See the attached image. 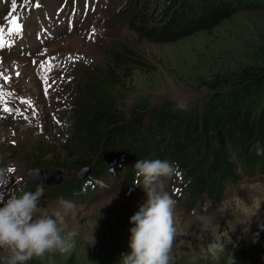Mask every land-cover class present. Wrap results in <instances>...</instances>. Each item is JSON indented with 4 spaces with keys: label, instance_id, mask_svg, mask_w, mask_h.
<instances>
[{
    "label": "rangeland",
    "instance_id": "obj_1",
    "mask_svg": "<svg viewBox=\"0 0 264 264\" xmlns=\"http://www.w3.org/2000/svg\"><path fill=\"white\" fill-rule=\"evenodd\" d=\"M128 1L0 0V169L8 179L0 186V199L21 190L35 191L25 177L36 163L33 143L41 140L42 147L61 157L63 126L78 114L91 77L113 66L111 50L120 44L132 51L130 65L120 66L126 81L118 90L122 97L117 105L124 115L141 100L148 107L167 101L174 108L199 110L212 89L227 91L249 75H256L253 82L259 89L248 98L264 96V6L235 9L209 29L158 42L137 34L118 17ZM167 2L133 0V5L147 14L148 25L157 21ZM13 19L19 31L13 30ZM8 102L12 111L5 112ZM234 161L239 179L214 204L178 194L175 175L160 178L176 200L177 235L171 255L177 264H193V256L195 264H264V172L256 168L243 173L235 153ZM51 166L55 167H35ZM57 167L61 181L75 178L79 168ZM121 167L108 172L104 185L94 186L89 195L61 196L74 203L62 233H75L72 247L66 253L33 258L32 264H98L92 243L103 217L120 202L131 205V217L146 198L143 187L129 191ZM58 198L43 192L39 206L54 208ZM130 217L109 264H120L121 256L130 251ZM216 240L224 244L219 259L201 258V250ZM4 254L0 249V256Z\"/></svg>",
    "mask_w": 264,
    "mask_h": 264
},
{
    "label": "trees",
    "instance_id": "obj_2",
    "mask_svg": "<svg viewBox=\"0 0 264 264\" xmlns=\"http://www.w3.org/2000/svg\"><path fill=\"white\" fill-rule=\"evenodd\" d=\"M263 6L264 0H168L157 21L147 25V14L135 9L130 0L118 17L137 34L165 42L209 29L235 9ZM111 53L113 66L91 77L78 114L60 133L61 157L56 150L42 147L41 140L33 143L35 166H90L86 180L73 178L43 186L45 193L84 197L95 185L94 180L104 179L121 164L131 189L138 186L132 175L136 160L159 159L178 165L183 194L195 200L202 196L214 204L239 179L234 153L242 172L256 168L264 172V154L255 152L257 145L264 148V96L248 98L259 89L253 82L256 75H249L247 81L237 80L227 91L212 89L199 110L174 108L167 101L148 107L146 100H141L124 115L117 105L122 97L118 90L126 81L120 66L130 65L132 51L120 44ZM47 153L51 159L46 158ZM131 210L129 203L120 202L96 228L92 249L98 264H109L119 249ZM172 257L171 264H177ZM26 264H32L31 260Z\"/></svg>",
    "mask_w": 264,
    "mask_h": 264
},
{
    "label": "clouds",
    "instance_id": "obj_3",
    "mask_svg": "<svg viewBox=\"0 0 264 264\" xmlns=\"http://www.w3.org/2000/svg\"><path fill=\"white\" fill-rule=\"evenodd\" d=\"M256 155L264 154V148L255 147ZM134 183L144 188L146 198L137 212L130 217L128 247L120 264H171L172 247L177 229L173 209L176 200L165 190L161 177L171 178L177 173L178 165L173 161L139 159L132 166ZM8 182L7 173L0 169V186ZM44 189L10 194L0 199V264H26L33 258H43L48 253H66L72 247L74 232L63 235L66 217L72 212L74 203L63 197L51 209L39 206ZM224 244L219 240L210 242L202 249L203 259H219ZM193 264L197 257L193 256Z\"/></svg>",
    "mask_w": 264,
    "mask_h": 264
},
{
    "label": "water",
    "instance_id": "obj_4",
    "mask_svg": "<svg viewBox=\"0 0 264 264\" xmlns=\"http://www.w3.org/2000/svg\"><path fill=\"white\" fill-rule=\"evenodd\" d=\"M8 108L9 111L12 110V106L10 103H8ZM87 172H89V167L84 165L77 171V175L79 177H82ZM26 177L32 183L41 181L45 182L46 184H56L61 180L60 170L56 167H50L46 169H42L39 167L28 168L26 171Z\"/></svg>",
    "mask_w": 264,
    "mask_h": 264
},
{
    "label": "snow or ice",
    "instance_id": "obj_5",
    "mask_svg": "<svg viewBox=\"0 0 264 264\" xmlns=\"http://www.w3.org/2000/svg\"><path fill=\"white\" fill-rule=\"evenodd\" d=\"M11 24H12V26H14V27H13V30H14V31H19V29H20V25L17 23V21H16L15 19H13V20L11 21ZM2 46H3L2 41H0V47H2ZM29 103H30V101H29ZM4 111H5V112L9 111V108L5 107V108H4ZM9 171H12V169H9ZM177 175H179V173H177Z\"/></svg>",
    "mask_w": 264,
    "mask_h": 264
}]
</instances>
